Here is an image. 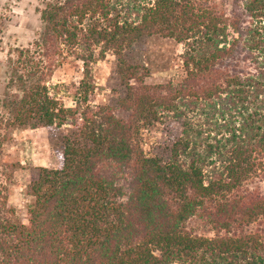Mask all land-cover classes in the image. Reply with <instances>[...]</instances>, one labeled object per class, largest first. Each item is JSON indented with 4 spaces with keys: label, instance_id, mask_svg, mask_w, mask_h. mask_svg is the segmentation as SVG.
Instances as JSON below:
<instances>
[{
    "label": "trees",
    "instance_id": "obj_1",
    "mask_svg": "<svg viewBox=\"0 0 264 264\" xmlns=\"http://www.w3.org/2000/svg\"><path fill=\"white\" fill-rule=\"evenodd\" d=\"M38 13L4 126L55 130L61 152L27 184L25 222L0 217V264H264V0H42ZM153 35L184 46L179 78L148 85L126 63ZM63 50L81 64L71 107L44 85ZM108 51L122 91L90 107L89 66ZM155 125L166 140L145 150Z\"/></svg>",
    "mask_w": 264,
    "mask_h": 264
},
{
    "label": "rangeland",
    "instance_id": "obj_2",
    "mask_svg": "<svg viewBox=\"0 0 264 264\" xmlns=\"http://www.w3.org/2000/svg\"><path fill=\"white\" fill-rule=\"evenodd\" d=\"M146 0H136L145 2ZM42 0H0V200L4 207L0 217L6 220L25 222L30 197L25 195L27 184L34 177L36 167L55 169L59 163L60 147L55 130L44 127L13 129L4 122L9 116L3 107V100L20 96L17 85L10 84L16 75L13 68L17 63L18 50L33 49V41L41 29L38 11ZM182 44L153 35L135 43L124 53L126 63L136 66L145 75L143 82L148 85L163 84L170 78L182 76L180 54ZM97 51V50H95ZM65 54V51H62ZM65 59L63 62L62 60ZM54 59L52 69L45 79L48 96L66 107H71L77 94L81 77V64L73 57ZM43 62V73L46 61ZM91 89L86 94L88 106L108 105L121 93L115 58L110 51L89 66ZM21 70V69H19ZM164 127L155 125L150 131H142L139 141L146 150L147 145L164 141ZM166 132H175L172 124ZM167 134V133H166ZM149 147V148H150ZM198 223L188 222L186 228ZM201 230L200 227L196 231Z\"/></svg>",
    "mask_w": 264,
    "mask_h": 264
}]
</instances>
